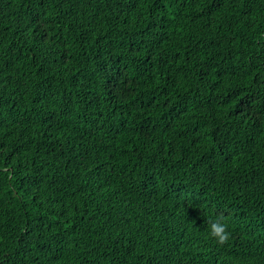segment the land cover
I'll list each match as a JSON object with an SVG mask.
<instances>
[{"label": "trees", "instance_id": "16d2710c", "mask_svg": "<svg viewBox=\"0 0 264 264\" xmlns=\"http://www.w3.org/2000/svg\"><path fill=\"white\" fill-rule=\"evenodd\" d=\"M0 264H264V0H0Z\"/></svg>", "mask_w": 264, "mask_h": 264}, {"label": "clouds", "instance_id": "9594fccd", "mask_svg": "<svg viewBox=\"0 0 264 264\" xmlns=\"http://www.w3.org/2000/svg\"><path fill=\"white\" fill-rule=\"evenodd\" d=\"M208 235L218 244H223L229 239L228 226L221 218L211 220L208 225Z\"/></svg>", "mask_w": 264, "mask_h": 264}]
</instances>
